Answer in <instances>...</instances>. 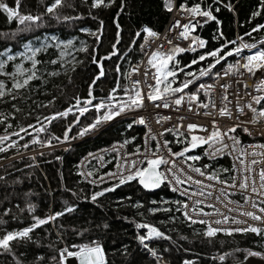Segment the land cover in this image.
<instances>
[{
	"label": "trees",
	"instance_id": "16d2710c",
	"mask_svg": "<svg viewBox=\"0 0 264 264\" xmlns=\"http://www.w3.org/2000/svg\"><path fill=\"white\" fill-rule=\"evenodd\" d=\"M50 2L51 0H43V3L41 0H22L20 11L22 14H42L45 5ZM66 2L72 7L65 6L58 9L61 20L45 15L38 27L34 25L25 27L14 19L9 21L7 14L0 11V52H6L8 49H11L8 54L23 52L24 45L29 41L33 47H42L45 43L51 45L37 57L43 62L40 65L42 79L33 80L25 89L13 90L12 94L17 97L15 100L6 95L3 101H0V116L7 117L3 123H0V135L11 134L22 126L35 124L37 117L42 119L43 116L66 110L75 103L74 97H80L82 100L88 98L89 85L99 72L97 65L92 62L93 56L100 60L102 56L113 51L118 31L115 21H118L121 29L119 56L104 61L105 75L93 89L96 98L94 102L106 100L115 87L117 64L120 65L122 73H125L119 80L121 89L127 87L126 72L130 70L133 61L140 56L139 46L144 36L143 27L160 31L171 14L165 11L163 0H124V11L119 13V16L117 13L121 0H116L115 4L107 8H91L92 0H66ZM186 2L188 5H194L201 0H186ZM7 3L14 6V0H7ZM207 5H211L212 11L221 23L218 25L216 21H211L197 27V32L208 40L206 48L179 54L176 59L180 67L190 63L201 53L219 48L225 40H235L237 45V32L246 43H254L264 38V29L252 32L251 36L245 35L257 25L264 24V0H221L220 3L203 0V6ZM225 5L233 6L235 12L230 11ZM216 8L220 9L219 12L215 10ZM257 11L260 15H254ZM64 16L81 18L64 21L62 19ZM100 21H103V34L97 41L92 33H97ZM137 32H141L140 37H136ZM220 32H223V38L220 37ZM12 33L16 35L12 36ZM52 37L56 39L53 40ZM69 41H72V44L66 47ZM130 46H132L131 51H129ZM84 48L87 51L80 50ZM61 52L64 53L63 56L60 55ZM234 58L228 57L226 62ZM0 59L6 60V56H0ZM51 60H57L58 63H49ZM209 62L203 61L201 65H193L186 71H193ZM226 62H222V65ZM21 63L25 68L30 67L29 61L18 57L15 61H8L3 71L12 72L15 70V65ZM222 65H218L213 71ZM73 67L75 71H72ZM51 72L59 74L52 76ZM184 78V74L181 73L179 79ZM0 81H3L8 89L12 88L13 81L8 76H0ZM200 82L197 81V84ZM195 88L196 85H193L188 91H194ZM121 95L122 92L118 93V96ZM49 101L52 103L49 104ZM89 108L91 110L82 115L78 123L76 120L79 113L74 110L66 118L53 121L45 133L33 132V136L39 135L42 141H47L52 136L63 138L65 130L70 125L72 127L68 136L77 134L97 118L96 109L91 106ZM132 121L117 120L69 148L59 147L31 153L32 150L45 146L31 144L33 136H25L23 140H19L17 147L0 153V177H3L0 179L1 237L6 232L28 227L34 223L33 216L43 218L64 210L66 206L74 208L73 212L59 217L55 222L37 228L32 233L31 241H13L11 252L0 249V264H55L51 257L58 258V249L92 241L103 246L108 264H157L160 260L157 261L138 243L137 235L144 234L146 230L137 229L136 223L152 224L171 236V240L159 239L149 242L150 247L162 257L161 260L171 264H183L185 259L195 261V264H235L245 258V252L234 251L237 248L264 251V247L260 246L264 241L255 234H234L231 237L220 234L210 244L202 235L194 232V229H203L204 225L196 224L189 227L180 212L150 213L148 210L151 208L173 207L172 201L183 199L178 193L172 192L167 185L149 191L138 182L132 181L117 187L115 191L106 192L104 196L92 202L93 193L113 187L119 183V180L99 185L92 183L84 179L78 163L88 151L115 140L124 143L131 141L125 143L129 150H134L137 146L142 147L145 127L134 124L129 128L128 125L132 124ZM9 124L12 127H7ZM102 124L103 122L96 128ZM29 131L31 132L32 129ZM167 137L171 141L175 139L171 133L167 134ZM16 140L18 137L12 136V141ZM54 142L57 141L52 140V143ZM26 143L29 147H22ZM172 146L174 152L180 151L183 147L177 143H172ZM195 153L203 156L204 149L198 148L189 155ZM114 155V153L108 155L107 166L96 169L94 173L98 175L111 168ZM207 161L208 163H205ZM196 163L202 166L211 164L209 171L232 168V161L226 156L215 160L204 157ZM230 174L225 173L224 176ZM165 200L169 203H161ZM152 201L157 203L154 204ZM137 203L142 207H134ZM29 204L34 206L35 212L27 210ZM6 210H9L7 215L4 214ZM171 216H175L174 222L169 220ZM77 233L83 234L77 235ZM181 237H187V240ZM71 250L75 251V249ZM226 252H233V255L223 262L213 259ZM41 256L44 257L43 260L38 259Z\"/></svg>",
	"mask_w": 264,
	"mask_h": 264
},
{
	"label": "snow or ice",
	"instance_id": "6c2138e0",
	"mask_svg": "<svg viewBox=\"0 0 264 264\" xmlns=\"http://www.w3.org/2000/svg\"><path fill=\"white\" fill-rule=\"evenodd\" d=\"M21 2L22 0H14V6H10L7 0H0V11L7 14L9 21L14 19L25 27L33 25L38 27L45 15L61 20L58 9L65 6L72 7L71 4H67L66 0H51L45 5L42 14H22L20 11ZM41 2L43 3V0ZM220 2L221 0H213V3ZM115 3L116 0H92L90 7L107 8ZM163 4L165 11L175 12L177 18L170 23L163 36L150 27H143L142 32L147 39L140 45V50L146 59L133 65L126 72L129 86L121 89L119 80L125 73H122L120 65L117 64L115 87L110 91L106 100L93 103L96 98L93 96L92 89L96 86L97 81L105 75L103 61L110 60L113 56H119L116 45L120 43V25L118 21H115L118 31L116 43L113 44V51L100 60H97L95 55L93 56L92 62L97 65L99 72L89 85L88 98L82 100L80 97H74L75 103L66 110L43 116L42 119L37 117L35 124L22 126L11 134L0 135V153L17 147L19 140H23L25 136H33V132L45 133L53 121L66 118L74 110L79 115H84L91 110L89 108L91 106L98 112L101 110L105 112L93 124L84 128L80 133L83 135L85 132L96 128L102 121L114 119L125 112H137L141 109L147 111L145 105V101H147L152 105L154 111L148 116L134 117L132 124L128 125L129 128L134 124L145 127L143 147L137 146L132 153L122 157V163L117 164L118 169L123 168L128 174L120 173L119 183L93 193L91 201L95 202L106 192L115 191L117 187L132 181L138 182L149 191L168 185L172 192L178 193L184 199L172 201L173 207L151 208L148 210L150 213L156 214L159 211L165 213L180 212L189 227L196 224L204 225L203 229H194V232L197 235H202L210 244L220 234L231 237L234 234L252 233L264 241V143L246 145L237 133V130L240 129L243 134L249 137L264 136V128L256 129L254 127L264 125V49L258 50L252 55L244 56L245 49L257 48V44L245 43L243 37H239L240 45H236L235 40H225V43L219 48L201 53L190 63L180 67L179 61L176 59L179 54L186 51L196 52L207 45L205 40L192 35L196 28L201 25V20L196 19L193 22V19L203 18V23L216 21L218 25L221 22L213 14L211 5L203 6V0L192 6H189L186 0H181L179 5L175 3V0H163ZM124 7L125 2L121 0L117 16L124 11ZM225 7H228L230 11L233 10L231 5H225ZM215 10L219 12L220 9L216 8ZM254 15H260V12L257 11ZM80 18V16H64L62 19L70 21ZM184 20L187 22H182ZM261 29H264V24L257 25L245 35L251 36L252 32H259ZM23 30L21 29V31ZM92 34L99 41L103 34V21H100V28L97 33ZM11 35L15 36L16 34L12 33ZM135 35L140 37L141 32H137ZM219 35L223 38V32H220ZM52 39L55 40L56 37H52ZM157 40L161 42L154 49H151V45ZM179 41H189V44L187 47H181ZM259 43L264 44V39ZM71 44L72 41H69L66 47ZM134 45L135 40L133 41ZM165 45L168 46L167 49ZM229 45L236 46L229 47ZM50 46L45 43L42 47H33L29 41L24 45L23 52L8 54L11 49L0 52V56H6V60L0 59V76L6 75L13 81L11 89H8L7 85L0 81V101H3L6 95L15 100L17 97L12 94L13 90L25 89L33 80L42 79L40 65L43 62L37 57ZM131 47L129 51H131ZM225 49L228 50L225 51ZM80 50L87 51L86 48ZM60 55L63 56L64 53L61 52ZM18 57H23L29 61L30 67L25 68L21 63L16 64L15 70L12 72L3 71L8 61H15ZM228 57H239L240 59L235 63H226V66L219 71H213L218 65H222V62H226ZM203 61L210 62L193 71H186L193 65H201ZM49 63L56 64L58 61L51 60ZM75 63H81V61H75ZM142 66L143 72H141ZM72 71H75V67L72 68ZM181 73L185 77L182 80L179 79ZM257 73H261V75L258 76ZM58 74L57 72L50 73L52 76ZM133 76H142L143 78L133 79ZM228 77L232 79L229 80ZM205 78L212 82L197 84V81H204ZM249 78H254L251 83L248 82ZM193 85H196L195 90L188 91ZM120 92L123 93V98L118 97ZM201 96L204 99H201ZM51 103L52 101H49V104ZM41 106L47 107L48 105ZM156 109H171L178 114L175 117L177 122L171 124L170 127L163 128L162 131L153 132L150 127L151 120L154 119L156 124L163 125L174 119L172 115H163L155 111ZM182 109L185 113H190L193 118L210 117L211 119L208 124L188 123L185 127L183 122L189 119V116L180 114ZM16 110L19 111V109ZM6 119L7 117L0 116V123ZM78 122L77 118L76 123ZM7 127H12V125L9 124ZM71 127L70 125L65 130L63 138L52 136L51 139L42 141L39 135H36L33 136L30 143L48 147L53 146L52 140L64 143L69 140L68 133L71 131ZM29 129L32 131L30 132ZM181 129L184 130L181 131ZM22 133L24 135H21ZM169 133L175 137L174 141L163 139ZM12 136L18 137V140L12 141ZM8 141L11 143H6ZM153 141L155 142L154 147ZM130 142L125 141V143ZM172 143L181 144L183 147L180 151L174 152L170 147ZM22 147L28 148L29 144L26 143ZM198 148L204 149L203 156L189 155ZM225 155L233 158L232 168L209 171L208 169L212 167L211 164L197 166L196 162L205 156L209 160H215ZM137 156L141 158H133ZM33 159L35 158L33 157ZM225 173H231V175L224 176ZM87 175L90 176L91 173ZM107 175L114 177L117 173H108ZM101 180L103 181V177ZM236 195H240L241 200L233 199ZM152 203L157 202L152 201ZM161 203L167 204L169 201L165 200ZM134 207H142V205L137 203ZM27 210L35 212V208L31 204L27 206ZM8 211L6 210L4 214L7 215ZM73 211L72 206H66L64 210L43 218L33 216L34 223L28 227L19 231L6 232L0 237V249L11 252L13 241H31L32 233L37 228L53 223L59 217ZM169 220L174 222L175 216L169 217ZM135 226L137 229L146 230L144 234L137 235L138 243L157 261L161 260L162 257L150 247L149 242L159 239L171 240V236L152 224L136 223ZM82 234L77 233V235ZM181 238L187 240V237ZM260 246L264 247V243H261ZM71 249H75V251ZM57 251L58 258L57 256L51 257L55 264H70V259L77 260L78 264H108L103 246L96 241L79 245L73 244ZM234 251L245 252V260L249 257H258L264 260V252L261 251H254L250 248H237ZM232 255L233 252H226L213 257V259L223 262ZM38 259L43 260L44 257L41 256ZM183 264H195V261L185 260Z\"/></svg>",
	"mask_w": 264,
	"mask_h": 264
},
{
	"label": "built area",
	"instance_id": "2783aa9c",
	"mask_svg": "<svg viewBox=\"0 0 264 264\" xmlns=\"http://www.w3.org/2000/svg\"><path fill=\"white\" fill-rule=\"evenodd\" d=\"M175 3L177 5H179V3H181V2H180V0H175ZM189 6H192V5H189ZM232 8H233V6H232ZM233 11L235 12L234 8H233ZM213 14H214V12H213ZM176 18L177 17H176L175 12H171L170 18H169L168 22L166 23V25L163 27L162 30L156 31V32L160 33L163 36L166 33V30L169 27L170 23L174 19H176ZM196 19L201 20V24H203V22H202L203 21V18H194L193 19V22H195ZM182 22H187V21L184 20ZM192 35L193 36H197L200 39H203L206 42H208L207 38L204 37V36H202V35H200L197 32V30ZM239 37H240V35L237 32V41H238L237 45H240V43H241ZM145 39H147V38H146V36L144 34L143 39H142L140 45L144 43ZM262 39H264V38H262ZM262 39L257 40L254 43H248V44H257V48H254V49H251V50L245 49L243 55L244 56L252 55L255 52H257L258 50L264 49V44H260L259 43ZM160 42H161L160 40H157L154 44L151 45V49H154L156 47V45H158ZM174 43H175V41H174ZM179 44H180L181 47H187L188 44H189V41H179ZM167 47L168 46L165 45V48L166 49H167ZM205 48H203V49H205ZM151 49H149V50H151ZM200 50H202V49H198L197 51H200ZM139 51H140V56L135 61H133V63L130 66V69H131V67L133 65H136V64H138V63H140V62H142V61H144L146 59V57L144 56V54L140 50V46H139ZM188 52H191V51H188ZM239 59H240L239 57H235L232 61H229V62H226V63H235ZM226 63L224 65H222L221 67H219L216 71L221 70L222 67L226 66ZM143 70H144V68L142 66L141 67V72H143ZM257 75L259 76V75H261V73H257ZM137 78H141L142 79L143 77L142 76L141 77L133 76V79H137ZM228 79L231 80L232 78L231 77H228ZM252 79H254V78H249L248 82L251 83L252 82ZM202 82L211 83L212 81L210 79L206 78ZM221 83H223V81H221ZM128 86H129V82H128ZM118 97L123 98V95L118 96ZM201 99H204V97L201 96ZM145 105H146L147 111H145L144 109H141V110H138L137 112H125V113L121 114L120 116L115 117L114 119H111V120H108V121H102L103 124L100 127H98L97 129H95L93 132L84 133L83 135H80V133L84 130V129H82L79 133L74 134L72 136H69V140L66 141V142H64V143L54 142V143H52V145H53L52 147L45 146V147L39 148V149H37L35 151L46 150V149H55V148H59V147H68L69 148L72 145H74L76 142H79V141H81V140H83L85 138H88V137L94 135L95 133L99 132L100 130H102L103 128H105L106 126L110 125L111 123H113V122H115L117 120H120V119H131V120H133L134 117L139 116V115L148 116L154 110L152 108V105L150 103H148L147 101H145ZM155 111H158V112H160L163 115H172L174 117V119L170 123H166V124H163V125L156 124L154 119L151 120L150 121V127L152 128L153 132L162 131L163 128L170 127L171 124H175L177 122L176 119H175V117L178 114L175 113V112H173L171 109H156ZM180 114H185V115H188L189 116V119H186L183 122L184 125H185V127L187 126L188 123L208 124L209 120L211 119L210 117H207V118L195 117V118H193V117H191V114L190 113H185L183 109L181 110V113ZM102 116L103 115L101 113H99L97 115V118L95 119V121L98 118L102 117ZM94 122H92L91 124H93ZM254 127L256 129H260V128H264V125H256ZM183 130L184 129H181V131H183ZM145 132H146V129H145ZM237 133L240 135V139L242 140V142L244 144H246V145L247 144L264 143V136L249 137L248 135L243 134L240 129L237 130ZM144 139H145V135H144ZM163 139H166V140L171 141L167 137V134L163 137ZM152 143H153V147H154L155 146V142L153 141ZM170 147L174 151L172 144L170 145ZM134 150H129L127 148L126 144L123 141L115 140V141L111 142L110 144H107V145H104V146H101V147H97L95 149H92V150L88 151L80 159V161L78 163L79 171H80L81 174L83 173L82 176L84 177V179H86V180H88V181H90L92 183L98 184V185L99 184H102L104 182H108V181L119 180L120 179V173H123V175H127L128 173L123 168H119L118 169L117 168V164L122 163V157H125L126 154H128V153H132ZM35 151H34V153H36ZM113 153L115 154L114 155V163H113V166L111 168H109L108 170H106V171H104V172L96 175L94 173V171L96 169L104 168L105 166H107L108 155L113 154ZM190 155H199V154H196L195 153V154H190ZM225 156L230 158V160L232 161V166H233V158L230 157V156H227V155H225ZM225 156H223V157H225ZM133 158L140 159L141 157L137 156V157H133ZM218 158H222V157H218ZM205 163H208V161L205 162ZM197 166H201V165L200 164H197ZM88 173H91V175L90 176L87 175ZM108 173H117V175L114 176V177H110V176L107 175ZM101 177H103V181L101 180ZM233 199H235V200H241V197H240V195H236V196L233 197ZM252 250H254V251H261V250H258V249H252ZM261 252H264V251H261ZM185 260H187V259H185Z\"/></svg>",
	"mask_w": 264,
	"mask_h": 264
},
{
	"label": "water",
	"instance_id": "95a60500",
	"mask_svg": "<svg viewBox=\"0 0 264 264\" xmlns=\"http://www.w3.org/2000/svg\"><path fill=\"white\" fill-rule=\"evenodd\" d=\"M119 39H121V29H120V31H119ZM118 45L119 44H117L116 45V47H117V50H118ZM111 53V52H110ZM110 53H108V54H105L104 56H102V58L103 57H105V56H107V55H109ZM101 58V59H102ZM105 61V60H104ZM104 61H103V66H104ZM98 82V81H97ZM97 84V83H96ZM94 89V88H93ZM92 89V93H93V96L95 97V95H94V90ZM94 101H95V99L93 100V103H94ZM82 115H79L78 116V120L80 119V117H81ZM68 135H69V133H68ZM0 237H1V234H0ZM70 264H78V261L77 260H75V259H70ZM157 264H171L170 262H168V261H166V260H160ZM235 264H264V260H261L260 258H258V257H249L247 260H245V258L243 259V260H241V261H239V262H236Z\"/></svg>",
	"mask_w": 264,
	"mask_h": 264
},
{
	"label": "rangeland",
	"instance_id": "374dc122",
	"mask_svg": "<svg viewBox=\"0 0 264 264\" xmlns=\"http://www.w3.org/2000/svg\"><path fill=\"white\" fill-rule=\"evenodd\" d=\"M171 15V14H170ZM211 22V21H210ZM203 24H205V23H203ZM202 25V24H201ZM197 29V28H196ZM202 82V81H201ZM200 82V83H201ZM94 104H96V102H94ZM97 113L99 114V113H101L102 115H104L105 114V112L104 111H97ZM97 129V128H96ZM95 130V128L94 129H91L90 131H88V132H85V133H90V132H93ZM81 130H79L77 133H79ZM34 151L35 150H32V152L31 153H34ZM36 152V151H35ZM28 153H30V152H28ZM201 165V164H200ZM202 166V165H201ZM98 185V184H97Z\"/></svg>",
	"mask_w": 264,
	"mask_h": 264
}]
</instances>
